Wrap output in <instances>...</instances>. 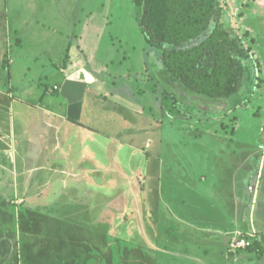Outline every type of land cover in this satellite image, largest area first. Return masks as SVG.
<instances>
[{"label": "rangeland", "instance_id": "1", "mask_svg": "<svg viewBox=\"0 0 264 264\" xmlns=\"http://www.w3.org/2000/svg\"><path fill=\"white\" fill-rule=\"evenodd\" d=\"M221 6L223 26L231 35L241 37L243 44L256 53L245 62L246 79L238 92L244 103L228 115L175 102L177 113L165 104L163 86L154 74L155 69L162 66V54L159 49L150 48L152 46L143 35L135 0H0V101L4 102L5 97L7 101L19 96L25 99L26 89L29 92L26 101L28 98L40 100L41 96H46L44 101H57L60 96L55 92H62L59 102L65 106L74 104L79 108L84 102L90 103L86 116L92 113L94 117H89L88 122L106 130L108 137H96L102 141L104 149L94 160H86L92 170L78 171L85 158L75 157L72 164L79 167L71 168L68 175L77 194L90 195L98 205L108 209V212L103 210L111 235L110 250L112 255L116 254V248L126 252L122 254V264H149L154 254L157 264H189L186 259L167 258L169 256L160 250L144 247L145 240L154 236L149 221L154 218V211H158V232L165 233L161 246L170 244L169 235L173 232L180 240L179 245L187 239L194 244L191 249H195L199 236L197 239L190 237L198 232L172 219L163 205L180 199L178 188L189 190V198L195 197L202 202L207 199L201 191L215 193L217 188L219 194L215 201L221 213L224 212L233 202L228 189L233 188L236 195L242 193L241 175L253 159L251 164H242L239 169V163L234 165V162L244 161L242 156L249 152L264 151V4L258 0H223ZM107 58L117 61L109 62ZM118 60L120 64L125 62L124 68ZM210 60L206 57L204 66ZM112 64L119 67L115 70ZM86 70L97 79L89 77ZM68 73L74 74L62 88L61 80ZM93 80L101 81L99 93L87 91L86 86ZM101 87L94 82L90 89L95 92ZM91 102L104 105L106 112ZM223 119L226 124L221 127ZM69 134L66 129L64 135ZM163 140L166 150L162 159ZM17 144L22 150L31 151L32 147L27 144L20 141ZM14 146L12 141L3 154L0 149V161L6 165H10L7 163L10 160H17ZM160 160L164 163L163 170L162 175L157 176L159 172L153 171ZM48 166L43 170L32 169L31 174L15 169L12 174L0 173V178L12 182L14 188L8 187L10 192L0 189L1 262L17 263L19 255L23 264L61 263L56 249L63 242L56 233L59 235L61 225L58 214L62 213L67 201L62 200L63 205L59 207L51 205L58 193L51 186L59 181V176L51 174V179L46 173ZM44 173L45 181H50L51 186L34 196L39 200L34 197L30 200L31 194L38 191L28 189ZM200 173L212 177V181L201 183ZM88 181L95 189L82 188ZM159 187L164 191L159 193ZM166 187L170 188L167 193ZM158 196L165 201L162 207L156 206ZM238 206V226L247 228L240 227L238 232L229 235L226 243L231 257L223 258L220 264H236L238 261L232 255L246 249H233L234 239L247 237L251 241L259 243L258 239H263L264 242V191L247 206L248 211L243 205ZM175 208L179 211L173 204V211ZM205 208L208 213L222 217L218 209L214 212L210 207ZM227 221L230 222L229 218ZM253 223L260 231L254 230ZM4 229H9L5 239L10 244L7 252L1 237ZM128 249L137 252L128 255ZM263 258L251 256L243 259L242 264H259Z\"/></svg>", "mask_w": 264, "mask_h": 264}, {"label": "crops", "instance_id": "2", "mask_svg": "<svg viewBox=\"0 0 264 264\" xmlns=\"http://www.w3.org/2000/svg\"><path fill=\"white\" fill-rule=\"evenodd\" d=\"M107 59L109 62L111 60L115 62L117 61V59ZM108 60L104 63L106 64ZM122 62L120 64V60H118V64L121 67H123V64L125 63ZM112 65L116 66L115 70L119 67V65L117 66L116 64ZM107 68V70L110 69L109 66H107ZM107 70L105 72H108ZM86 71L89 72V77L91 76L94 79H97L91 74L90 71ZM73 74L74 73H68L67 77H64L61 80L62 88L67 81L72 79ZM94 82L95 84H99L101 87V81L97 80L96 82L93 80L92 84L86 86L87 91L90 93H99L102 90V87L98 89V91L95 90V92L90 89L94 85ZM24 92L27 94L26 97H29V92H27L26 89ZM55 93L60 96L58 97L59 100L63 97L62 92ZM26 97L25 99H22V97L19 96L13 101H7V99L5 100V98H8L5 97L4 102L0 101V144L3 142L6 143L0 146V149L3 154L8 150L9 144H11L13 141L15 143V152L13 153L15 154V159H17L15 162H12L11 160L7 162L10 163V165H6L4 164V161H0V173L12 174L14 173L13 170L15 169L20 173L24 170L25 173L31 174L32 169L34 170L35 168H40V170H43V167L49 165L47 167V175H50V178L51 174L59 176V181L51 186L50 181H45L47 177L44 173L41 177L38 176L28 191H38L37 193L31 194V200L35 195L43 192L45 189L51 186L54 191H58L51 205L54 207H59V205H63L61 203L62 200L65 199L67 201V204L63 205L64 208L61 209L62 213L58 214L61 225L60 233L59 235L56 233V235L57 238L61 239V242H63L60 246H58V249H56V256L60 254V264H122L121 262L124 260V256L122 254L126 252L116 248L115 256L112 255L113 253L110 250L109 244L111 235L109 233L108 220H105L104 217V210L108 212V209L106 206L102 207L103 205H98V201H94L90 195L83 196V194H77V188L73 186L72 180L68 175V173H71V168L76 169L79 167L72 164L75 157L85 158L84 161H81L78 171L83 172L92 170V165H87L88 163L86 160H94V157H98L100 150L104 149L103 144L101 145L102 141L96 137H108L106 130L103 131L102 129H98L95 127L96 124H90L88 122L89 117H94L92 113L89 114L88 118L86 116L89 113L90 107L88 106H90V103L84 102V105L82 106L81 104L78 108L74 104H69L66 106L63 103L60 104L59 100L44 101L46 96H41L40 100L28 98L29 101H26ZM56 98L57 97H55V99ZM94 105H96L100 111L106 112L104 105H99V107L96 102ZM82 110L84 111L82 112ZM83 117H85L84 119L87 120L83 121ZM66 129H69L70 131L68 136L64 135V131ZM115 136L116 135L114 134L113 137ZM18 141H20L23 145L27 144L28 147H32L31 151L28 149L22 150L17 144ZM35 149L37 152L36 154H34ZM165 150L166 147L163 140L160 154L162 159ZM242 157H245L244 161L241 160L243 162H234V165L239 163L237 169L241 168L242 164L246 165L247 162H250L251 164V160L253 159L251 166H248L249 168L244 172L245 174L243 173V175H241L243 176V194H234L235 191H233V188L230 187L228 189V194L231 196L230 198L233 202L231 205L229 204L227 210L224 212L221 213V210H219V203L216 202L217 196L219 194L217 188L214 189L215 193L210 190H208L209 192L205 193L201 191L202 193L200 194H202L203 197L207 199V201H203L207 204V206L195 197L192 199L189 198V190H185L183 188H178V193L181 195L180 199H177L175 202H170L163 205L165 210L170 212L171 217L173 216L172 219L175 218L174 220H179L181 223L190 226L196 232H198L196 234L193 233V235L190 237V239H193L199 236V240L196 241L197 247L195 249L194 247L191 249V246L194 244L188 243L187 239L184 240L185 243L183 242L182 246L179 245L180 240L173 232L169 235V238H171L169 241L170 244L166 245L165 247L161 246L163 245L162 242L165 240V233L158 232L159 217L157 210L154 211V215H152L154 218H150L149 220L153 228L154 236L152 238L148 237V241L145 240L144 247H148L149 250L153 249L154 251L160 250L165 255L169 256L167 258L186 259L189 264H192L191 262L196 264H220L223 258L230 259L231 255L228 250L229 246L226 243L230 237L229 235H231L232 232H238L237 229H240V227L247 228L244 225L238 226V205H243L246 211H248L247 206H250L253 201H255L256 195L258 199L260 191H264V151L260 150L256 153L249 152V154H244ZM7 158L9 157L7 156ZM162 164H164L163 160H160V164L157 162V164L154 166L155 169L153 173L159 172V174L157 173V176L162 175ZM188 177L190 178L189 175ZM199 177H201V183L212 181V177H209L205 173H200ZM203 177L205 178L203 179ZM184 178L185 179L183 182L186 181L185 176ZM30 182L33 181L30 180ZM8 187L13 188V183L4 180V178H0V189L10 192ZM82 188L84 190L95 189L93 187V183L89 181L86 182ZM101 189H103V185H101ZM159 190V193H161L164 191V188L159 187ZM169 190V187L165 188L166 193ZM26 195H28V192L24 194V197ZM98 195L99 194H96L95 196ZM101 196L102 194L100 193V197ZM34 198L36 199V197ZM246 198L249 200L247 201ZM36 200L39 199L37 198ZM104 201L107 202L108 200L105 199ZM155 202L156 206L162 207V204H164L165 201L162 202L160 196H158ZM94 204L97 207H95ZM173 204L179 209V211H177L176 208V211H173ZM187 205L189 206V209H187ZM181 206H184L185 210ZM205 207H210L212 209L211 211L214 212L219 210L223 218L215 216L216 214L213 215V213H208V210ZM56 210H59V208ZM228 218L230 221L229 223L227 221ZM223 219L225 220V223H221ZM245 221H247V217ZM245 224L247 225V223ZM253 226L254 230L260 231L259 227L256 226L255 223H253ZM9 229H4L1 236L4 238L3 249L6 250V252L10 250V244H7L5 240L8 238L6 233ZM117 237L121 236L117 235ZM258 241L259 243L257 242V244L259 248L257 247L256 250L240 249L235 252L234 255H232L233 258L238 261L237 263L242 264L244 262L243 259L247 260L251 258V256L256 257V255H258L264 257L263 239H258ZM120 249L122 248L120 247ZM128 250V255L132 253L136 254L135 252H137V250ZM7 254L11 256L10 252ZM154 255L155 257L150 260L149 264L158 263V260L156 259L157 255ZM17 258L18 262L14 263L23 264V262L19 260L21 256L18 255ZM260 259L261 258H258V260ZM14 263L0 261V264ZM259 264H264V258Z\"/></svg>", "mask_w": 264, "mask_h": 264}, {"label": "trees", "instance_id": "3", "mask_svg": "<svg viewBox=\"0 0 264 264\" xmlns=\"http://www.w3.org/2000/svg\"><path fill=\"white\" fill-rule=\"evenodd\" d=\"M135 1L146 41L162 54V66L154 74L171 110L180 102L228 115L244 103L238 92L246 79L245 62L256 53L223 26V0ZM206 57L211 60L204 66ZM257 247L252 241L246 249Z\"/></svg>", "mask_w": 264, "mask_h": 264}, {"label": "built area", "instance_id": "4", "mask_svg": "<svg viewBox=\"0 0 264 264\" xmlns=\"http://www.w3.org/2000/svg\"><path fill=\"white\" fill-rule=\"evenodd\" d=\"M251 240H249L247 237H240V239H234L233 241V249H239V248H246L251 244Z\"/></svg>", "mask_w": 264, "mask_h": 264}]
</instances>
